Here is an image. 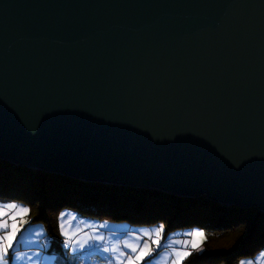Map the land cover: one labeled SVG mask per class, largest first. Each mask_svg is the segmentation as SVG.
I'll use <instances>...</instances> for the list:
<instances>
[{
    "label": "water",
    "instance_id": "water-1",
    "mask_svg": "<svg viewBox=\"0 0 264 264\" xmlns=\"http://www.w3.org/2000/svg\"><path fill=\"white\" fill-rule=\"evenodd\" d=\"M0 159L264 213V0H0Z\"/></svg>",
    "mask_w": 264,
    "mask_h": 264
},
{
    "label": "trees",
    "instance_id": "trees-1",
    "mask_svg": "<svg viewBox=\"0 0 264 264\" xmlns=\"http://www.w3.org/2000/svg\"><path fill=\"white\" fill-rule=\"evenodd\" d=\"M0 201L23 203L32 222L43 223L50 252L63 254L58 218L65 210L83 217L151 225L169 230L199 228L207 241L185 264H239L264 249V213L256 208L225 206L201 197L188 199L158 190L86 183L36 171L0 159ZM72 262V263H70ZM56 264H77L58 258Z\"/></svg>",
    "mask_w": 264,
    "mask_h": 264
},
{
    "label": "rangeland",
    "instance_id": "rangeland-1",
    "mask_svg": "<svg viewBox=\"0 0 264 264\" xmlns=\"http://www.w3.org/2000/svg\"><path fill=\"white\" fill-rule=\"evenodd\" d=\"M9 204H17L30 209L29 206L23 203L0 201V205ZM66 213H75L78 217V225L74 226V229H76L75 239L83 241L89 235H103L105 237V247L120 246L121 251H127V249L122 247L125 242L133 243L137 236H141L144 232H154L160 225H163L165 231L161 240L159 254L157 255L154 252L152 256L147 258L152 261V264H165L166 261L170 264V261L175 258L174 252L183 250L180 244H174L173 241H183L189 238L188 233L203 231L199 228L169 230L164 223L142 226H136L130 224V222L116 223L108 220L83 217L79 213L70 210H65L62 212V215L60 214L58 218L59 226L61 222H66V219H61V216L64 217ZM25 219L27 223L23 221L19 223L21 231L18 233L15 247L10 250L8 257L9 264H56L58 258L67 259L68 261H75L77 259V264H117L118 253L100 251L99 245L94 246L96 242H93V247L86 246L84 249H78L76 252L70 251L63 242V254L59 255L55 252H50V241L44 224L36 221L32 222L31 209L30 215ZM102 225L103 227H101ZM66 226H68L67 223ZM153 248H155V245H153ZM197 252L200 253L202 250ZM239 264H264V249L256 257L243 259Z\"/></svg>",
    "mask_w": 264,
    "mask_h": 264
},
{
    "label": "snow or ice",
    "instance_id": "snow-or-ice-1",
    "mask_svg": "<svg viewBox=\"0 0 264 264\" xmlns=\"http://www.w3.org/2000/svg\"><path fill=\"white\" fill-rule=\"evenodd\" d=\"M29 215L30 209L17 204L0 205V264H9L10 250L15 247L18 233L21 231L19 223L21 221L27 223L25 218ZM60 227L63 229V224ZM164 231V226L160 225L154 232H144L141 236H137L133 243L125 242L122 247L127 251H121L120 246L105 247L103 235H89L83 241L75 239V233L70 235L65 231L63 235L66 238L65 246L72 252H76L78 249L82 250L86 246L93 247V242H96L94 246L99 245L100 251L118 253L117 264H152V261L147 258L154 252L159 254ZM188 237L183 241H173L174 244H180L183 250L174 252L175 258L170 261V264H185V261L194 252L203 250V245L207 241V236L203 231L188 233ZM165 264H169V262L166 261Z\"/></svg>",
    "mask_w": 264,
    "mask_h": 264
},
{
    "label": "crops",
    "instance_id": "crops-1",
    "mask_svg": "<svg viewBox=\"0 0 264 264\" xmlns=\"http://www.w3.org/2000/svg\"><path fill=\"white\" fill-rule=\"evenodd\" d=\"M62 215V213H61ZM73 217H75V219H73ZM66 219V222H61V224H63V229L61 228V233L63 235V232L67 231L70 235H72L73 233L76 234V229H74V226L78 225V217L77 215H75V213H66L63 217V220ZM66 223L68 224V226H66ZM73 226V228L70 227ZM71 228V229H70ZM78 228V226H77ZM64 236V235H63ZM76 237V235L74 236V238ZM65 238V236H64ZM66 239V238H65Z\"/></svg>",
    "mask_w": 264,
    "mask_h": 264
}]
</instances>
